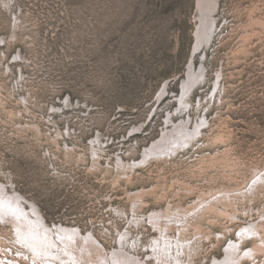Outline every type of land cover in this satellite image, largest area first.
<instances>
[{
	"label": "rangeland",
	"instance_id": "374dc122",
	"mask_svg": "<svg viewBox=\"0 0 264 264\" xmlns=\"http://www.w3.org/2000/svg\"><path fill=\"white\" fill-rule=\"evenodd\" d=\"M197 1L0 0V195L78 234L0 264H264V0Z\"/></svg>",
	"mask_w": 264,
	"mask_h": 264
},
{
	"label": "bare ground",
	"instance_id": "6f19581e",
	"mask_svg": "<svg viewBox=\"0 0 264 264\" xmlns=\"http://www.w3.org/2000/svg\"><path fill=\"white\" fill-rule=\"evenodd\" d=\"M197 4L200 6V9L202 8L205 11V15L204 14H203L204 16L200 15V22L197 25V28L195 30V36H196V41H195V44H194V48L195 49L202 45L203 41L205 40V37L209 34V30H210L212 22H213L212 11L214 10L215 3H214V1L212 2L211 0H198ZM206 8H208V9H206ZM201 13H203V12L201 11ZM204 19H206L205 22H203ZM190 68H191V66H189V71H190ZM191 74H192L191 71L188 72L187 76H186V79H183V81H182V85H181L182 94L187 92L188 88L190 87L189 85H190V82H191V80H190L191 79ZM183 131H187V130L183 127L182 132ZM189 132H190V130H189ZM166 137H169V135H167ZM165 138L163 140H159V141L153 143L150 148L144 150L146 152V155L151 154L155 150V148H158L159 146L164 144L166 142ZM182 138H181V140H182ZM178 141H180V140L176 139V137H174V139L172 140V142H178ZM167 149H169V148H167ZM138 161H139V159H138ZM255 175H257V173ZM2 185L0 184V187ZM0 196H1L0 197V217L1 218L7 217V218H10L13 222H16L17 230L19 231L21 236L26 240L27 244L36 253H38L39 251L41 252L43 250H46L48 248H53V247L60 248V247H63V246H61L59 244L58 240H61V241L65 242V245L66 244L70 245L71 243H73V240L74 241L77 240L78 234L75 231V229H73L71 227H65L63 225H54L53 227H51V226L43 223V217L40 215V213L38 211H36L37 209L35 207H32L33 208L32 211H33V214L36 215L37 217L35 216L36 218H33V216H31L29 214V212L26 211V209L24 208L23 202H22V199H21L22 197L21 198L20 197L13 198V197H9V196L7 197V196H5L3 194L0 195ZM244 227L245 226H243V228ZM254 228H256V227H254ZM244 230H246V229H244ZM89 237H91V236H89ZM68 239H70V241H68ZM65 250L68 253L72 254L71 251H69L67 249H65ZM251 250H253V248ZM119 253H121V252H119ZM50 254H52V253H50ZM114 255H116V254H114Z\"/></svg>",
	"mask_w": 264,
	"mask_h": 264
}]
</instances>
